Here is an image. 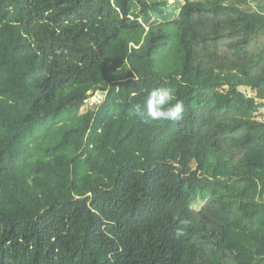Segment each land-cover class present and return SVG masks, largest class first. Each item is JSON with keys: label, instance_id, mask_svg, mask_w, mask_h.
Masks as SVG:
<instances>
[{"label": "trees", "instance_id": "trees-1", "mask_svg": "<svg viewBox=\"0 0 264 264\" xmlns=\"http://www.w3.org/2000/svg\"><path fill=\"white\" fill-rule=\"evenodd\" d=\"M246 1L0 0V264H264Z\"/></svg>", "mask_w": 264, "mask_h": 264}, {"label": "rangeland", "instance_id": "rangeland-1", "mask_svg": "<svg viewBox=\"0 0 264 264\" xmlns=\"http://www.w3.org/2000/svg\"><path fill=\"white\" fill-rule=\"evenodd\" d=\"M148 1L153 2L155 0H148ZM182 3H183V0H168V8L170 9L169 11L170 13L167 15V17L175 18L177 16L180 4ZM241 6L245 10L264 12V0H247L245 3H241ZM164 18L165 16H160L154 13L152 15V19L150 20V22H160V21H163ZM241 89L245 91L247 95L249 96L253 95L251 89L246 88V87H241ZM97 92H100L101 94H97ZM97 92H95L93 95H91L88 99L84 101L80 110L76 114H74L72 118H69L66 114H63L61 117L62 122L63 123L74 122L78 117L84 115L87 112V110L91 109L94 105L98 104L99 101H101L102 98L104 97V93L102 91H97ZM256 117L260 119H264V108L260 109L256 113ZM201 205H202V202L194 203V207L197 209H199Z\"/></svg>", "mask_w": 264, "mask_h": 264}, {"label": "clouds", "instance_id": "clouds-1", "mask_svg": "<svg viewBox=\"0 0 264 264\" xmlns=\"http://www.w3.org/2000/svg\"><path fill=\"white\" fill-rule=\"evenodd\" d=\"M179 110H180L179 105H177V107H176V111L178 112Z\"/></svg>", "mask_w": 264, "mask_h": 264}, {"label": "water", "instance_id": "water-1", "mask_svg": "<svg viewBox=\"0 0 264 264\" xmlns=\"http://www.w3.org/2000/svg\"><path fill=\"white\" fill-rule=\"evenodd\" d=\"M97 94H101L100 92H97Z\"/></svg>", "mask_w": 264, "mask_h": 264}]
</instances>
